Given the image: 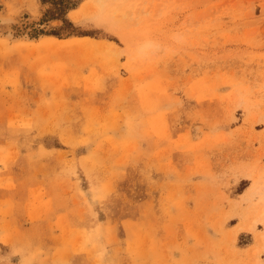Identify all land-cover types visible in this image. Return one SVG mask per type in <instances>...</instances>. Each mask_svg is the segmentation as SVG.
Wrapping results in <instances>:
<instances>
[{"label": "rangeland", "instance_id": "obj_1", "mask_svg": "<svg viewBox=\"0 0 264 264\" xmlns=\"http://www.w3.org/2000/svg\"><path fill=\"white\" fill-rule=\"evenodd\" d=\"M8 21L0 264H264V0H0Z\"/></svg>", "mask_w": 264, "mask_h": 264}, {"label": "bare ground", "instance_id": "obj_2", "mask_svg": "<svg viewBox=\"0 0 264 264\" xmlns=\"http://www.w3.org/2000/svg\"><path fill=\"white\" fill-rule=\"evenodd\" d=\"M1 24V27H0V30L2 29V31L3 30H5V31H7V35H3V34H0V35H2V36H0V40H7V41H12V40H10V37H11V33H13V30H11V26H10V24H9V21L8 22H3V23H0ZM12 24V23H11ZM40 27V26H39ZM35 29V28H34ZM14 30L16 31V29H15V27H14ZM18 30V29H17ZM1 31V32H2ZM19 31V30H18ZM20 32V31H19ZM16 33V32H15ZM22 34H24V33H22ZM26 34V33H25ZM9 35V36H8ZM12 36H14V34L12 35ZM15 41V39L12 41V42H14ZM261 239H262V242H263V245H264V234L261 236Z\"/></svg>", "mask_w": 264, "mask_h": 264}]
</instances>
